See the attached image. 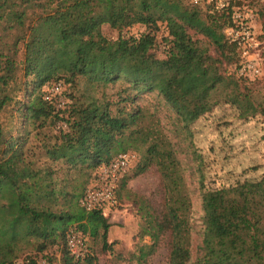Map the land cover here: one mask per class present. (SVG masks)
Segmentation results:
<instances>
[{
  "label": "trees",
  "instance_id": "obj_1",
  "mask_svg": "<svg viewBox=\"0 0 264 264\" xmlns=\"http://www.w3.org/2000/svg\"><path fill=\"white\" fill-rule=\"evenodd\" d=\"M254 10L263 36L264 4ZM231 11L190 0H0V264L21 257L36 264L53 247L81 262L66 245L71 230L112 251L108 216L80 199L89 177L128 151L139 156L131 177L158 175L159 201L135 193L133 203L138 236L164 238L167 264H264L255 232L264 225V170L245 176L260 168L254 164L217 182L215 165L230 153L195 136L215 105L238 106L229 94L178 103L168 75L182 76L215 52L233 53L228 62H236V44L224 34ZM103 25L118 35L107 37ZM134 26L143 30L125 33ZM260 55L264 64V48ZM240 78L264 124V96ZM55 82L71 89L62 107L44 99V86ZM149 93L168 105L167 122L139 102ZM238 118L251 117L238 110ZM189 179L199 190L198 224ZM119 181L125 188L127 177Z\"/></svg>",
  "mask_w": 264,
  "mask_h": 264
},
{
  "label": "rangeland",
  "instance_id": "obj_2",
  "mask_svg": "<svg viewBox=\"0 0 264 264\" xmlns=\"http://www.w3.org/2000/svg\"><path fill=\"white\" fill-rule=\"evenodd\" d=\"M240 3V6L238 5ZM252 3L253 8L249 4ZM260 4H264V0H239L235 5L239 8H246L253 14V25L257 38L261 44L259 47V73L257 75L243 76L238 72L239 52L236 50V62H228L233 53L228 51L221 53L215 52L211 59L199 66H193L186 70L182 76L176 72L170 71L169 77L174 81L173 95L178 103L186 104L191 101L198 93L206 96L213 94L222 95L229 94L233 102L238 106L245 115L250 116L244 121L238 118V110L235 106L228 103H219L215 105L210 112L201 118L195 125V136L200 139V144L205 148L211 145L215 146L216 152L220 154L228 151L231 156L218 162V174L221 176L217 182L225 181L230 174H242V170L248 166L257 164L259 169L256 171H244L245 176H250L264 170V124L262 117L255 115L257 113V105L254 100L246 94L240 81L241 76L248 80H254L249 86L255 92L264 96V64L260 53L264 48V35L262 36V27L260 20L254 10L260 8ZM143 30L141 26H134L125 30L127 34H137ZM103 33L109 38H115L118 33L111 29L108 25L102 26ZM261 36V37H260ZM71 89L63 84V95L66 102L69 101L68 92ZM139 102L149 106L151 110L157 108L158 115L163 121L167 122V115L170 112L168 105L160 99L157 101L154 93L144 94ZM254 115V116H253ZM168 126V125H167ZM224 138L228 139V143H224ZM232 145V148L229 147ZM221 146L223 148L221 149ZM129 169L127 174V182L125 188L120 187L118 182L117 189L120 197L116 203L104 210L108 220L112 223L108 241L116 240L112 251L106 253L99 252L93 243L91 237H84L85 252L82 255L81 262H76L69 256L64 257L56 249L49 248L43 253H38L36 258L37 264H167L168 248L164 238L154 244L148 236H138L140 228V218L136 214V206L133 203L134 194H141L153 201L160 199L159 178L154 170H149L144 174L131 177L134 166L138 162L139 156L134 151H128ZM212 155L215 152H211ZM93 178L89 177L87 186ZM188 187L192 199V218L197 224L200 222V196L195 180H187ZM117 192V191H116ZM256 237L264 252V225L256 228ZM152 250V251H151ZM145 255L139 258L140 254ZM33 255V254H32ZM29 259L21 257L16 261ZM49 259H51L49 261ZM30 260V259H29ZM20 261V262H19ZM19 262V263H18Z\"/></svg>",
  "mask_w": 264,
  "mask_h": 264
},
{
  "label": "built area",
  "instance_id": "obj_3",
  "mask_svg": "<svg viewBox=\"0 0 264 264\" xmlns=\"http://www.w3.org/2000/svg\"><path fill=\"white\" fill-rule=\"evenodd\" d=\"M193 3L203 2L213 9L221 10L231 6V17L234 24L224 28V34L229 42L235 43L239 52L238 72L240 75L249 76L259 73V47L260 40L256 36L253 25V14L246 8L235 5L239 0H190ZM244 1V0H242ZM44 99L54 102L57 107H62L66 102L63 95L61 82L46 84L44 86ZM129 154L120 153L109 163L99 167L96 176L86 186L80 204L87 210L100 207L106 210L116 201V189L118 181L127 174L129 169ZM66 245L75 258H80L85 252L84 239L71 230L67 235ZM20 262V261H19ZM18 262V263H19ZM19 264H33L29 259ZM37 264V263H36Z\"/></svg>",
  "mask_w": 264,
  "mask_h": 264
}]
</instances>
